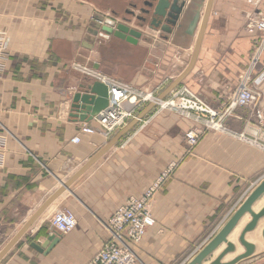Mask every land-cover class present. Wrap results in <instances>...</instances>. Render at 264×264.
<instances>
[{
	"label": "crops",
	"instance_id": "1",
	"mask_svg": "<svg viewBox=\"0 0 264 264\" xmlns=\"http://www.w3.org/2000/svg\"><path fill=\"white\" fill-rule=\"evenodd\" d=\"M146 1L0 0V29L10 50L0 75V264H86L109 239L114 211L161 178L151 200L155 224L135 245V264H186L264 178V33L248 28L264 16V0H213L192 70L161 100L187 87L223 111L239 87L249 86L260 94L262 118L255 107L238 106L225 120L227 130H206L189 151L186 131L203 124L154 99L138 106L136 116L155 103L119 140L136 117L105 134L101 128L81 132L98 124L70 116V97L97 79L90 72L158 99L188 67L208 0L185 46L173 42L174 32L166 37L148 26L138 43L91 33L97 18L131 19L125 24L140 29L131 13L140 15ZM104 149L10 245L46 200ZM263 206L264 195L253 209ZM60 207L76 213L77 226L58 233L57 243L43 252L34 244L51 235V218ZM251 219L246 213L230 233L235 250L223 262L245 252L240 235ZM263 229L264 216L245 235L255 252L264 251ZM226 246L214 251L215 259Z\"/></svg>",
	"mask_w": 264,
	"mask_h": 264
},
{
	"label": "built area",
	"instance_id": "2",
	"mask_svg": "<svg viewBox=\"0 0 264 264\" xmlns=\"http://www.w3.org/2000/svg\"><path fill=\"white\" fill-rule=\"evenodd\" d=\"M248 28L250 31L258 30L264 33V16L258 20L250 21ZM9 58V36L5 30L0 29V75L6 69ZM84 71L89 72L86 68ZM90 74L99 80L100 77L96 71L90 72ZM100 81L109 86V105L94 117L98 126L84 125L81 132L94 133L98 128H101L105 134H108L125 125L130 118L136 117L137 108L141 103L154 99L153 101L160 103L162 108L178 111L203 124V129L191 128L185 133L188 149L192 151L199 144L201 136L206 130H227L225 120L238 106H253L257 117L262 118L257 107L260 94L249 86L239 87L232 95L228 106L221 111L209 105L202 97L187 87L174 91L170 99L161 101L152 94L143 95V92L137 90L135 86L122 83L113 77ZM79 139L76 137L75 141H79ZM161 181L162 178L144 195L130 197L114 211L107 224L109 239L86 264H135L137 262L135 245L155 224L151 200ZM77 221V215L72 209L57 208L51 218V234H68L76 228Z\"/></svg>",
	"mask_w": 264,
	"mask_h": 264
},
{
	"label": "water",
	"instance_id": "3",
	"mask_svg": "<svg viewBox=\"0 0 264 264\" xmlns=\"http://www.w3.org/2000/svg\"><path fill=\"white\" fill-rule=\"evenodd\" d=\"M205 0H147L145 6L141 9V14L136 15L135 12L131 14L136 18L139 28H133L125 24L131 22V19H123L125 22H116L112 19H107L105 22L101 18H97V22L93 24L94 28L91 31L94 35H100L104 38L109 37L110 34L127 40L132 43H138L145 35L146 32L141 28L148 26L151 29L160 30L161 35L168 37V34L173 35V42L180 45H188L191 38L195 35V31L201 19V12L203 10ZM213 0H208L207 8L203 17L201 30L197 40L195 52L193 57L182 75L173 82L166 90L158 96V100H163L167 94L173 91L177 85L189 74L192 70L199 53V49L202 43L203 36L205 34V28L211 13V7ZM176 28V29H174ZM165 33V34H164ZM97 68V66H96ZM81 90L76 92L70 97L71 99V114L70 116L75 120L90 122L97 116L102 110L109 105V86L100 81L92 80L86 84L80 86ZM155 105L150 104L145 110H143L129 126L122 130L117 136L116 140H119L124 134H126L133 126H135L140 120L143 119L145 114ZM105 149L95 155L89 163L84 165L78 172H76L69 180L63 183L60 190L52 194L41 208L32 216V218L23 226L18 232L15 238L10 242V245L20 238L33 224V222L39 217V215L45 211V209L59 196L61 192L70 188V185L91 165L95 162L103 153ZM264 195V178L260 183L254 187L249 193L242 204L235 210L230 216L227 222L222 228L202 247V249L186 264H203V262L210 257L221 244L226 243V248L220 253V255L214 259L211 264H235L245 258L252 256L255 253V245L246 240L245 235L247 232L254 230L259 220L264 216V206L256 212L253 209V205ZM246 213H250L252 219L248 222L240 235V241L245 246L246 250L243 254L237 256L230 262H223V257L235 250V244L228 240L230 233L238 225L240 220ZM60 234V233H59ZM58 233H53L41 244H34L36 248L41 251L50 249L60 238ZM264 236V229H263Z\"/></svg>",
	"mask_w": 264,
	"mask_h": 264
},
{
	"label": "rangeland",
	"instance_id": "4",
	"mask_svg": "<svg viewBox=\"0 0 264 264\" xmlns=\"http://www.w3.org/2000/svg\"><path fill=\"white\" fill-rule=\"evenodd\" d=\"M264 251L262 252H255L253 256L249 257V259H245L240 261L239 264H245L246 262L252 261L250 264H264ZM262 256V257H261ZM216 255L212 254L210 257L206 259L205 264H211V262L215 259ZM261 257V258H259Z\"/></svg>",
	"mask_w": 264,
	"mask_h": 264
}]
</instances>
